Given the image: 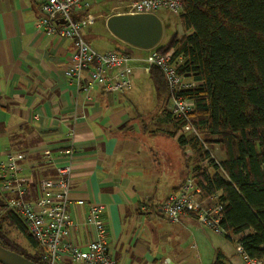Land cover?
Masks as SVG:
<instances>
[{
    "label": "crops",
    "instance_id": "1",
    "mask_svg": "<svg viewBox=\"0 0 264 264\" xmlns=\"http://www.w3.org/2000/svg\"><path fill=\"white\" fill-rule=\"evenodd\" d=\"M122 12L103 15L104 23ZM38 16L39 0H0V160L7 151L24 152L21 176L34 192L40 177L55 178L54 164L63 163V150L71 146L70 197L104 205L106 246L118 264H231L230 251L218 247L181 251L189 233L197 243L206 241L195 218L169 230L161 221L162 201L191 174L195 156L177 141L180 131L161 110L156 88V106H148L149 70L134 64L132 87L122 93L95 84L79 90L65 75L70 40L38 30ZM83 35L89 42L91 29ZM45 151L55 163L43 161ZM199 198L204 206L212 202ZM86 204L68 207L77 223L69 239L82 250L91 239L83 224ZM59 264L72 263L66 257Z\"/></svg>",
    "mask_w": 264,
    "mask_h": 264
},
{
    "label": "trees",
    "instance_id": "2",
    "mask_svg": "<svg viewBox=\"0 0 264 264\" xmlns=\"http://www.w3.org/2000/svg\"><path fill=\"white\" fill-rule=\"evenodd\" d=\"M179 15L185 32H172L154 49L171 51L178 74L195 85L182 94L193 101L189 117L209 146L218 145L223 159L208 158L200 140L179 133L177 141L189 145L195 160L191 175L201 188V198L217 193L222 205V235L251 257L264 256V0H181ZM83 15V13L76 16ZM117 49V48H115ZM120 50V49H118ZM126 52V51H125ZM128 53V52H127ZM149 75L167 112L180 131L181 123L168 109L170 92L161 71ZM0 192V245L37 264L42 249L21 218ZM201 200V199H200ZM192 217L195 218V215ZM15 227L29 248L20 247L3 231L1 222ZM216 262H219L217 259Z\"/></svg>",
    "mask_w": 264,
    "mask_h": 264
},
{
    "label": "built area",
    "instance_id": "3",
    "mask_svg": "<svg viewBox=\"0 0 264 264\" xmlns=\"http://www.w3.org/2000/svg\"><path fill=\"white\" fill-rule=\"evenodd\" d=\"M92 0H39V16L36 22L38 30L46 35H56L68 39L73 47L69 57L66 78L75 83L79 90H88L92 84L98 85L105 92L122 93L132 87V73L135 63L142 64L145 70L157 67L163 74L170 98L168 109L180 121V133L197 137L208 149L196 126L190 120L194 109L192 100L187 99L182 91L195 85V81L178 74L176 63L171 59V51L162 54L154 48L147 50L145 56H135L123 50L111 49L97 51L85 39L82 30L95 21L89 11ZM165 9L173 15H181V0H131L126 13H155ZM83 13V15L76 16ZM72 134H69L68 140ZM73 149L66 146L63 150V163H55L52 155L45 151L43 161L55 163V178L40 177L35 190L21 176L20 160L24 152L7 151L0 160V192L9 197L8 205L21 218L27 231L33 236L42 249L41 259L45 264H59L68 257L72 264H118L112 259L106 244L109 230L102 214L105 207L102 203L89 202L84 199H71V158ZM218 161L210 152L208 158ZM201 188L194 176H187L181 185L171 192L161 203L160 212L171 223H180L183 218L195 215V219L215 233L224 232L220 225L222 205L215 202L217 193L207 198L212 202L206 206L200 201ZM71 203L85 205L83 224L89 227L91 239L82 250L69 239L77 223L68 210ZM144 209V207H143ZM194 218V217H193ZM237 252L244 264H264V256L251 257L237 244Z\"/></svg>",
    "mask_w": 264,
    "mask_h": 264
},
{
    "label": "rangeland",
    "instance_id": "4",
    "mask_svg": "<svg viewBox=\"0 0 264 264\" xmlns=\"http://www.w3.org/2000/svg\"><path fill=\"white\" fill-rule=\"evenodd\" d=\"M131 0H92L91 3V12L95 15L96 19L92 25H88L82 30V33L84 31H88V28L91 29L92 37L89 38V43L92 42L94 45L93 48H98L99 51L102 50H110V49H120L123 51H126L130 53L131 55L135 56H145L147 54V50L139 49L136 47H133L127 43L122 42L121 40L114 37L106 28L104 23V16L107 13L110 12H116V11H126L127 5L129 4ZM155 14L159 17V19L162 22L163 25V35L160 40V44H164L170 34L172 32H175L178 34V36H181L185 29L183 28L179 15H173L171 12L165 10V9H159L155 12ZM91 45V44H90ZM101 49V50H100ZM139 63H135V65H138ZM145 80L148 82V89H147V103L148 106L155 108L157 103V92L155 90L154 85L149 80V77L145 76ZM207 147L210 149V152L212 155L218 160L219 156V148L217 146H209ZM189 174L188 176H190ZM164 224V227L169 230L172 227H174L176 224H172L166 219L161 220ZM2 229L5 232V234L13 241H15L20 247L28 249V243L25 239V237L13 226H10L5 221L1 222ZM203 226V225H202ZM200 225V227H202ZM205 227V226H204ZM202 227L203 231L206 235V241L204 244L201 242L197 243L198 241L192 234L189 233V235H185L182 239L183 244L179 245L181 247V251H218L219 248L221 251H230L231 257H229L231 264H244L240 254H236L235 251L237 250V245L234 242L229 241L226 239L222 234H218L213 232L207 227ZM215 242L216 246L211 244ZM195 245V246H194ZM197 245V247H196ZM216 247H218L216 249Z\"/></svg>",
    "mask_w": 264,
    "mask_h": 264
},
{
    "label": "water",
    "instance_id": "5",
    "mask_svg": "<svg viewBox=\"0 0 264 264\" xmlns=\"http://www.w3.org/2000/svg\"><path fill=\"white\" fill-rule=\"evenodd\" d=\"M107 30L133 47L149 50L159 44L163 25L155 13H114L105 20ZM0 264H37L22 254L0 245Z\"/></svg>",
    "mask_w": 264,
    "mask_h": 264
}]
</instances>
